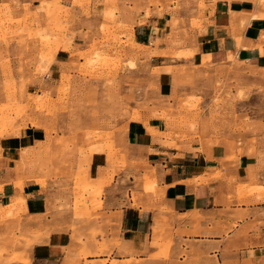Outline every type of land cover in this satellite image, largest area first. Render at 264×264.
<instances>
[{
    "label": "rangeland",
    "instance_id": "rangeland-1",
    "mask_svg": "<svg viewBox=\"0 0 264 264\" xmlns=\"http://www.w3.org/2000/svg\"><path fill=\"white\" fill-rule=\"evenodd\" d=\"M61 1L71 7H62ZM226 1L245 2L264 16V0ZM149 6L170 18L158 25L165 29L162 35L141 47L133 42L134 21L120 18L125 12L118 0H17L0 6V141L18 137L27 126L37 133L32 146L13 159L0 151V187L12 182L19 189L35 181L45 188L51 182L54 190L68 194L76 220L96 222L102 216L95 212L104 206V187L126 167L117 160L125 157L120 136L130 122L152 119L163 122L160 135L170 147L197 146L209 154L222 149L230 159L246 153L264 169V68L233 57L197 59L203 0H143L142 7L129 8L144 9L137 24L146 23ZM94 154L117 160L101 183L86 173ZM140 179H134V186ZM142 179L144 192L154 194V181L146 175ZM262 183L251 185L250 192L264 196V178ZM137 195L133 189L134 207ZM17 198V211H0V225H6L0 234V264L15 262L28 246L19 216L24 201ZM15 232L20 233L10 242ZM78 232L83 233L72 240L77 252L76 245L66 250L70 263L76 255L83 264H105L86 261L89 254L105 253V242L94 241L99 231L88 226ZM112 247L120 249L116 239ZM150 247L155 252L144 260L123 249L129 259L118 262L114 256L109 264H211L193 247L180 250L183 259H171L175 242L157 232Z\"/></svg>",
    "mask_w": 264,
    "mask_h": 264
},
{
    "label": "crops",
    "instance_id": "crops-1",
    "mask_svg": "<svg viewBox=\"0 0 264 264\" xmlns=\"http://www.w3.org/2000/svg\"><path fill=\"white\" fill-rule=\"evenodd\" d=\"M18 1L23 4L30 0ZM15 2L0 0V6ZM203 3L205 22L196 39L197 59L207 54L213 60L233 57L238 62L264 68V16L242 1ZM60 5L71 7L69 1H61ZM142 6L143 0H118V7L125 12L120 18L134 21L132 38L139 47L159 38L165 31L159 23L170 18L169 13L156 15L158 8L149 6L151 15L139 25L137 20L144 19V9L137 13L129 8L136 10ZM208 55L203 61L208 60ZM162 82L167 83V79L163 77ZM162 133L163 122L153 119L127 125L118 141L125 157L117 159L126 167L117 170L112 183L104 187V206L95 212L102 215L100 219L84 221L87 225L75 219L68 194L54 190L51 182L44 188L35 181H26L19 189L12 182L4 183L0 187V211L9 206L11 199L21 197L25 208L19 216L28 245L24 254L8 264H83V259L77 260L76 255L70 263L72 256L66 250L76 245L77 252V244L72 240L88 226L99 231L94 241L103 240L106 248L104 254L86 256L87 262L109 264L114 256H118V262L125 261L129 254L123 249L144 260L155 252L150 243L156 232L175 242L171 259H183L184 256L177 255L180 250L193 247L211 264L214 260L218 264L264 262V196L249 190L254 183L263 184L264 169L257 158L243 153L230 159L222 149L209 154L197 146L176 149L167 145ZM36 134L27 126L18 137L1 140L0 151L5 158L13 159L20 149L32 146ZM117 160L94 154L86 165V173L90 180L101 183L110 177ZM144 175L154 181V194L144 192ZM136 177L141 181L134 186ZM133 189L138 194L135 207L131 201ZM72 226L80 229L71 230ZM5 229L6 225H0V234ZM19 233H10L9 241L13 242ZM113 239L119 242V250L113 249ZM86 240L83 237L80 242Z\"/></svg>",
    "mask_w": 264,
    "mask_h": 264
},
{
    "label": "bare ground",
    "instance_id": "bare-ground-1",
    "mask_svg": "<svg viewBox=\"0 0 264 264\" xmlns=\"http://www.w3.org/2000/svg\"><path fill=\"white\" fill-rule=\"evenodd\" d=\"M135 46H136V44H135ZM136 47H139V46H136ZM19 199L20 198L11 199L9 206L6 207V210L13 211L17 207V205H19Z\"/></svg>",
    "mask_w": 264,
    "mask_h": 264
}]
</instances>
